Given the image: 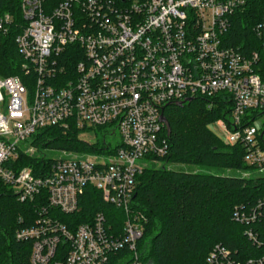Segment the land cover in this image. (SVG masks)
<instances>
[{"label":"built area","instance_id":"1","mask_svg":"<svg viewBox=\"0 0 264 264\" xmlns=\"http://www.w3.org/2000/svg\"><path fill=\"white\" fill-rule=\"evenodd\" d=\"M246 1L19 0L21 73L0 77V182L20 202L46 199L47 208L65 214L79 210L90 188L126 215L121 232L102 211L69 229L41 205L35 223L15 232L31 240L29 264H143L142 216L131 202L138 176L167 151L160 117L168 103L204 98L208 108L225 105L226 118L215 121L224 141L240 144L244 163L264 174V127L253 124L264 113L259 53L225 42ZM12 21L0 13V30ZM253 31L264 50V9ZM47 126L79 134L105 127L118 141L99 153L46 150L51 164L36 174L18 165L19 157L37 154L30 137ZM257 207L236 219L264 222V199ZM246 234L258 255L237 260L216 245L207 261L264 264V241L251 229ZM61 241L67 246L59 251Z\"/></svg>","mask_w":264,"mask_h":264},{"label":"trees","instance_id":"2","mask_svg":"<svg viewBox=\"0 0 264 264\" xmlns=\"http://www.w3.org/2000/svg\"><path fill=\"white\" fill-rule=\"evenodd\" d=\"M263 9L264 0H247L232 17L225 42L246 53L258 51L255 70L264 81V50L253 31ZM3 12L12 14L13 21L5 32L0 30V77L20 74L22 62L15 43L23 24L19 0H0V13ZM226 110L222 104L208 108L204 98L164 107L169 131L164 127L161 136L167 151L159 158L161 166L150 165L138 176L131 202V210L142 216L143 233L137 250L143 264H210L207 258L216 245L237 260L259 254L260 249L253 245L246 231L253 230L264 241V222L242 223L236 219V213L255 209L259 200L264 199V174L244 177L211 172L252 170L243 161L244 148L240 144H228L210 129V124L226 118ZM111 134L105 127H98L97 139L89 143L73 127L66 131L57 126L43 127L30 137L37 154H21L18 165L31 166L39 174L40 168H47L52 161L42 157L46 150L111 151L115 146L106 142V136ZM167 164L195 166L201 171L172 170L166 168ZM79 203L78 211L61 213L47 208L46 199L18 201L0 182V264H29L31 240L16 239L15 232L35 223L42 207L69 229L102 211L108 222L122 231L125 212L105 203L99 192L85 189ZM66 246L61 241L58 250ZM121 254L127 255L128 251Z\"/></svg>","mask_w":264,"mask_h":264},{"label":"rangeland","instance_id":"3","mask_svg":"<svg viewBox=\"0 0 264 264\" xmlns=\"http://www.w3.org/2000/svg\"><path fill=\"white\" fill-rule=\"evenodd\" d=\"M253 124L255 126H257L258 128H262L264 127V113L261 115H258ZM210 129L217 134L221 139H225V133L223 132V130L221 129V127L216 124L215 122L210 124ZM98 135V134H97ZM96 134H94L93 131H85L80 133V138H82L83 140L89 141V142H94L97 138ZM99 137V135H98ZM118 141V134H116L115 136H111V135H107L106 136V142L110 143L111 145H114L116 142ZM46 154L49 157L55 158L58 157L60 154L57 151H47ZM157 167L161 166L162 163H155L153 164ZM166 168L168 169H172V170H186V171H201V169H199L198 167L195 166H189V165H180V164H167ZM211 172L213 173H220V174H224V175H240V176H244V177H250L253 174H255L254 170L249 169V170H245V171H234V170H211Z\"/></svg>","mask_w":264,"mask_h":264},{"label":"water","instance_id":"4","mask_svg":"<svg viewBox=\"0 0 264 264\" xmlns=\"http://www.w3.org/2000/svg\"><path fill=\"white\" fill-rule=\"evenodd\" d=\"M188 101H190V99ZM184 102H185V100L184 101H180V102L168 103L166 105H169V104L182 105ZM160 120L164 123V125L166 127V130L168 132L169 131V125H168V122H167V120H166V118H165V116L163 114L161 115Z\"/></svg>","mask_w":264,"mask_h":264}]
</instances>
